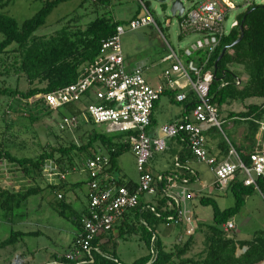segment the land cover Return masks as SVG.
I'll return each mask as SVG.
<instances>
[{"label": "built area", "instance_id": "obj_1", "mask_svg": "<svg viewBox=\"0 0 264 264\" xmlns=\"http://www.w3.org/2000/svg\"><path fill=\"white\" fill-rule=\"evenodd\" d=\"M136 1L144 14L130 19L129 30L154 27L167 52L161 61L166 66L161 72L160 83L151 84L140 68L131 72L127 70L120 43L125 31L123 26L119 25L115 33L101 43L97 56L81 67L74 83L52 92L36 94L28 99L16 97L29 106L39 103L43 113H57L65 105H80L82 116L86 115L92 124L102 126L103 134L123 135V141L128 143L134 154L138 180L131 188L117 184L119 178L110 171L107 153L103 155L98 149L82 161L79 173L86 176L88 193L86 213L81 219V236L75 251L57 255V259L75 264L84 263L90 254L93 240L101 234L109 235L124 214L137 207L141 201L146 205L163 201L164 209L174 211V216L169 219L184 225L183 235L177 238L178 243L196 233L198 224L190 216L186 206L193 197L186 185L198 181L197 173L188 167V162L185 165L180 164L177 156L173 162L174 172L153 174L147 168L152 153H164L168 141L172 139L180 138V141L187 144L193 160L209 166L215 178L213 187L217 191L228 188L234 180H239L244 187L259 190L257 180H264L263 122L259 123L261 134L253 144L247 162L229 141L224 155L219 151L212 153L205 136L210 128L220 129L221 126L218 121V107L208 101L209 86L214 74L213 69H206L207 63L222 38L233 29L239 30L238 17L230 22L228 30L225 29L230 13L237 10L238 5L233 0H189V7L182 3V13L179 15L176 11L174 15L178 17L179 37L183 38L189 34L201 36L190 49L185 50V56L192 59L184 66L163 36L144 0ZM243 2L244 12L253 5L250 0ZM243 84L240 79L237 80L238 86ZM168 92L174 94L176 103H184L191 94L195 104L181 120L161 126L158 134L152 136L149 128L154 105ZM79 122L78 115L61 116L59 131L73 129ZM181 170H185L193 181L182 176ZM72 172H77V169ZM42 174L49 180L56 179L60 182L66 180L68 172H62L56 162L49 159L42 166ZM145 196H149L150 201L145 200ZM57 199H61L60 194H57ZM149 208L154 211L151 206ZM235 228L231 220L221 227L228 238ZM246 249L237 247L235 255L240 256L237 252L242 251L243 254ZM54 262L63 264L61 260ZM13 264H25V261L16 256Z\"/></svg>", "mask_w": 264, "mask_h": 264}, {"label": "trees", "instance_id": "obj_2", "mask_svg": "<svg viewBox=\"0 0 264 264\" xmlns=\"http://www.w3.org/2000/svg\"><path fill=\"white\" fill-rule=\"evenodd\" d=\"M15 1L18 0H0V34L4 37L0 42V78L6 79L10 74L16 76L17 79L22 77L28 83V88L26 90H20L18 87L10 88L2 80L0 82V97H7L11 100L9 110L12 113L37 120L41 116L51 113H43L39 108V103L29 106L16 97L28 99L36 94L52 92L74 83L80 74L81 67L97 56L101 43L115 33L116 27L121 25V22L115 21L109 14L112 0H84L83 2L90 1L94 5L98 4L103 7V12L97 14L84 28L72 26L71 22H74V19H69L66 25L55 31L53 35L33 37V34L45 24L52 11L59 4L70 0H44L42 7L21 24L4 11V8ZM67 17H62L59 21L61 22ZM242 20L243 37L241 41L231 46L240 35L238 28L231 30L220 41L210 57L206 69H213L214 74L209 86L208 101L216 105L219 111L225 105L235 102L263 99L261 105H247L243 112H228L229 118L248 125V133L244 136V143L247 145L237 147L240 156L247 162L259 130V123L264 120V4H253L238 16L239 25ZM12 44H16V47L10 48ZM225 47L227 50L215 68V62ZM230 63L237 64L242 68L243 74L246 76V81L242 86L237 85V80L240 77L226 70ZM168 94L172 95V101L175 102L174 94L172 92H168ZM183 104L184 114H187L195 104L191 94ZM63 110L78 115L80 119L82 117V110L76 105H65L59 109L58 114L64 116ZM152 123L151 117L150 124ZM74 129H80L79 124ZM80 138V144L70 141L67 145L46 146V149L36 158H16L0 145V160L15 164L26 177L39 180L43 178L42 166L47 160H54L62 172L69 173L74 168L73 155L87 153V156H91L97 152L94 148V145L97 144L98 149L106 151L109 156L110 171L116 175L118 171L116 160L123 152L130 149L128 143L95 131H91L85 140H82L83 136ZM175 140L181 148L176 155L180 164L185 165L188 160L192 159V156L185 142L180 141V138ZM217 148L221 155L226 153L225 142L219 144ZM180 172L182 176L190 178L185 170ZM190 180L193 181L192 178ZM262 181L264 180L258 179L257 185L259 186ZM81 184L83 183L75 184V187ZM117 184L131 188L135 182L117 179ZM228 187L234 196V205L225 210L220 211L215 201L209 196L202 195L199 198L200 204L212 206L214 224L207 227L203 249L196 258L184 257L195 245V234L184 238V241L179 243L176 239L169 249L156 234L159 225L174 222L169 219L170 216H174V211L164 209L163 201H158L153 205H146L141 201L137 207L124 214L109 235L101 234L93 240L90 245V254L81 264H123L115 254V238H122L127 234L139 235L140 240L149 250L148 254L137 258L131 264H260L264 262V239L235 241L232 236L228 238L221 229L240 211L245 202L244 197L254 190L252 187H244L240 181L236 180L232 181ZM46 188L60 194L61 199H56L61 203L59 215L71 220L79 230L73 237L69 249V251H75L82 231L81 219L86 213V209L80 213L68 214L69 206L63 202L66 186L63 184L48 185ZM42 190L38 185L16 192L0 189V208L8 211L6 215L11 214L14 208H18L29 197L38 195ZM150 206L154 211H151ZM115 230L118 231V234L113 237L112 233ZM38 234L39 231H11L9 237L0 242V248L8 246L15 248L25 236ZM237 247H246L247 249L237 257L235 255ZM57 255L58 253H54L52 260L46 264H60L54 262L55 260H61L63 264H75L64 259H57Z\"/></svg>", "mask_w": 264, "mask_h": 264}, {"label": "rangeland", "instance_id": "obj_3", "mask_svg": "<svg viewBox=\"0 0 264 264\" xmlns=\"http://www.w3.org/2000/svg\"><path fill=\"white\" fill-rule=\"evenodd\" d=\"M42 1L44 0H18L9 4L4 8V11L21 24L24 20L31 18L42 7ZM83 1L70 0L59 4L48 16L45 24L33 34V37L53 35L55 31L66 25L69 19H74V22H71L72 26L84 28L97 14L103 12V7L98 4L94 5L90 1ZM174 1L144 0L163 36L177 53L184 66H186L187 62L192 58L185 56V50L190 49L192 44L199 40L201 36L189 34L183 38L179 37L178 17L172 15L171 12V5ZM180 1L185 7H189V0ZM233 2L238 5V9L230 13L228 21L225 23L226 30H228L230 22L235 20L245 9L243 8L245 4L243 0H233ZM250 2L256 5L264 4V0H250ZM109 14L115 21L121 22L125 31L120 38V43L122 53L126 58L127 70L131 72L140 68L144 77L151 84H155V81L158 80L163 68L166 66V64L161 62L167 54L164 43L154 27L148 26L133 31L128 28L130 19L142 16L144 14L143 9L136 0H112ZM66 16L68 17L65 20L59 21V19ZM3 38V35L0 34V42ZM15 47L16 44H12L10 48ZM226 68L229 73L239 76L241 83L246 81V76L239 65L230 63ZM2 80L10 88L18 87L20 90L28 88V83L24 78L17 79L13 74H10L6 79L0 78V82ZM10 103L11 100L9 98L0 97V145L16 158H36L46 149V146L67 145L70 141L80 144L81 136H83L82 140H85L91 131L104 132L102 126L99 127L92 124L87 120L86 115L80 119V129L75 130L73 128L59 131L58 124L61 115L58 112L32 120L28 116L12 113L8 107ZM262 103L263 99H248L244 102L225 105L219 111L218 121L221 123L220 129L210 128L205 133L208 147L216 148L223 142L227 144V141L235 147L241 143L242 138L248 133V125L229 118L228 112H243L247 105H261ZM78 107L82 110V106L79 105ZM182 109L183 103L173 102L172 97L168 93L162 95L154 105L151 128L157 130L162 125L179 119ZM63 114L70 115L71 113L68 110H63ZM260 134L261 132L258 130L255 140ZM108 136H113L120 140L124 139V136L120 133H112ZM97 146V144L94 145L96 150H98ZM99 150V153L106 154L104 149ZM179 150L180 146L178 144L168 141L167 150L164 153H152V157L147 164L148 168L153 174L174 172L173 162ZM86 156L87 153L74 154L73 169H77V172L70 171L66 176V190L63 195V202L69 206L68 214L80 213L87 206L86 194L88 189L86 184L83 183L78 187H72L74 181H86V176L83 173H79L80 163ZM189 166L198 174V181L186 185L190 195L193 197L187 202L186 206L190 216L197 222L199 229L194 235L195 245L184 257L196 258L197 254L203 249L207 227L214 224L212 206L200 204V196L211 197L220 211L234 205V196L230 187L221 191H217L213 187L215 178L209 166L204 163H198L195 160H192ZM116 167L118 169L116 172L117 178L125 176L137 183L138 173L135 166V157L131 149L123 152L116 160ZM63 182H57L56 179L49 180L45 177L39 180H32L26 177L15 164L0 160V189L16 192L35 185L43 189L38 195H32L18 208H14L11 214L8 213L10 216L6 215L7 210L0 208V242L6 240L11 231H39L38 235L25 236L15 248L13 246L0 248V264H13L16 257L15 250L28 256V262L25 264H46L52 260L53 253L63 255L69 251L72 239L79 230L71 220L59 215L58 211L61 203L56 200L57 192L46 188L48 185H62ZM258 189H254L253 192L244 197V205L231 218L236 228L230 232V235L235 241H252L254 238L264 239V181L259 184ZM144 199L150 201L151 198L145 196ZM136 225L140 227L138 223ZM183 231V224L173 222L159 225L156 234L166 248L169 249L176 242L177 237L183 235ZM117 232L115 230L112 233L113 237L117 236ZM115 243V254L123 264H131L137 258L149 253V250L137 234H127L122 238L116 237ZM237 254L242 255V251L237 252ZM260 264H264V262Z\"/></svg>", "mask_w": 264, "mask_h": 264}, {"label": "crops", "instance_id": "obj_4", "mask_svg": "<svg viewBox=\"0 0 264 264\" xmlns=\"http://www.w3.org/2000/svg\"><path fill=\"white\" fill-rule=\"evenodd\" d=\"M160 77L158 78V80H156L155 81V84H158V83H160ZM171 97H172V95H170ZM184 105V104H183ZM154 109V108H153ZM189 111H190V109H189ZM185 114H184V106H183V109H182V111H181V113H180V118L179 119H177V120H175V121H171V122H176V121H179V120H181L182 118H183V116H184ZM152 118H153V112H152V116H151ZM171 122H168V123H171ZM167 123V124H168ZM165 125V124H164ZM163 126V125H162ZM160 128V127H159ZM159 128L157 129V130H155V129H152L151 128V126H150V128H149V133H150V135H157L158 134V132H159ZM171 142H173V143H175V144H178L177 143V141L175 140V139H172V140H170ZM247 145V143H244V137L242 138V141H241V143H239V144H237V146L236 147H245ZM210 148H212V147H210ZM180 150H181V148H180ZM179 150V151H180ZM178 151V152H179ZM216 151H219L218 150V148L216 147V148H212V153H215ZM193 160V158L192 159H190V160H188L187 162H188V167L190 168V166H189V163L191 162ZM82 163H80V165H81ZM147 168H148V166H147ZM191 169V168H190ZM148 170L150 171V169L148 168ZM192 170V169H191ZM194 171V170H193ZM151 172V171H150ZM195 172V171H194ZM152 173V172H151ZM196 173V172H195ZM198 175V174H197ZM119 179H121L122 181H130V179H128V178H126L125 176L124 177H121V178H119ZM137 180H138V178H137ZM79 183H84V184H86V181L84 182H82V181H74V183L72 184V187H75V184H79ZM63 185H65L66 186V180L63 182ZM87 195V194H86ZM84 209H86V207L84 208ZM83 209V210H84ZM15 252V256H19L20 255V258L22 259V260H24L25 261V263H27L28 262V256H26L25 255V253H23V252H17V250H15L14 251ZM54 254V253H53Z\"/></svg>", "mask_w": 264, "mask_h": 264}, {"label": "water", "instance_id": "obj_5", "mask_svg": "<svg viewBox=\"0 0 264 264\" xmlns=\"http://www.w3.org/2000/svg\"><path fill=\"white\" fill-rule=\"evenodd\" d=\"M178 11V14L180 15L183 11V5H182V2L180 0H175L172 5H171V12H172V15H175V12ZM239 32H240V35L238 37V39L231 45V46H234L236 45L237 43H239L243 37V20L242 22L240 23L239 25ZM227 48L225 47L219 57L217 58L216 62H215V68H216V65L217 63L221 60V58L223 57V55L225 54Z\"/></svg>", "mask_w": 264, "mask_h": 264}]
</instances>
